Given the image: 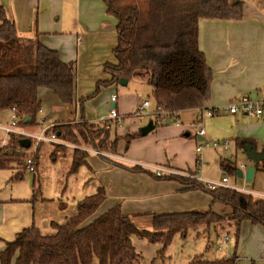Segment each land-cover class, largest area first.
I'll return each mask as SVG.
<instances>
[{"label":"trees","instance_id":"trees-1","mask_svg":"<svg viewBox=\"0 0 264 264\" xmlns=\"http://www.w3.org/2000/svg\"><path fill=\"white\" fill-rule=\"evenodd\" d=\"M102 2L106 12L116 19L117 44L113 48L115 62L103 66L109 79L98 82L94 94H97L102 84L107 86L117 83L121 78H141L152 89L156 120H171L179 112L204 106L211 97L213 73L198 44V21L202 18L239 20L243 3H230L229 0ZM75 80V65L72 61H63L57 50L46 46L36 37L19 35L14 20L7 17L4 8L0 7V112L15 108L22 118L18 124L36 126L41 108L38 90L49 89L63 103L71 104L74 101ZM83 102L81 99L80 103ZM80 119L85 120L83 117ZM106 120L97 122L102 125L107 123L106 127L110 128L113 121L111 144L116 149L120 139L115 134L118 123L114 119ZM72 127L73 122H69L53 125L50 131L55 132L63 142L76 145L70 132ZM73 133L77 140L76 132ZM99 134L104 140L95 143L90 136V148L103 151L101 149H105L104 142L108 134L104 129H100ZM139 135L138 131L123 136L124 149L127 150L131 140ZM9 136L7 144H0V169L20 165L25 155L20 137L15 134ZM186 136L191 134L188 132ZM236 140L238 146H235V157L232 160H219V165L229 174H234L238 169L237 149L243 148L247 142L251 143L247 139ZM86 141L89 143L88 139ZM77 149L74 148L72 154L73 171L81 164L86 165L85 158L89 153L83 149L77 156ZM129 169L138 171L141 168L134 166ZM154 176L159 179L175 178L184 184L178 176ZM18 177L19 174L16 175ZM187 185L203 189L211 196L212 203L220 202L228 207L227 214L233 220L232 228L228 231H232L235 237V248L243 221L248 220L264 227V199L231 188L208 189L196 180ZM187 188L186 185L183 187ZM105 197L104 189L97 186L95 193L78 201L75 215L63 223H52L53 233H43L31 225L16 232L13 239L2 240L0 264H11L14 256L15 264H92L94 257L98 264H135L142 256L132 241L134 235L138 234L150 243L161 244L159 253L164 257L175 234L185 237L188 229L199 232L202 230L200 227L215 228L224 219V215L211 208L205 211L153 213L152 230H140L130 216L122 214L120 205L116 204L86 222ZM206 232L210 234V231ZM238 260L237 255L211 259L197 256L189 264H236Z\"/></svg>","mask_w":264,"mask_h":264},{"label":"crops","instance_id":"crops-1","mask_svg":"<svg viewBox=\"0 0 264 264\" xmlns=\"http://www.w3.org/2000/svg\"><path fill=\"white\" fill-rule=\"evenodd\" d=\"M239 1L243 3V13L239 20L202 18L198 21V44L213 73L211 97L204 105L207 108L225 105L242 94L257 93V96H261L260 91L264 89V0H229L230 3ZM0 7L4 8L7 17L14 20L19 35L38 38L46 46L57 50L63 61H72L75 65L74 101L71 104L63 103L49 89L38 90L41 108L37 121H43L41 126L66 124L81 117L87 121L109 119V112L107 114L104 106L113 103L110 96L117 90L115 88L112 91L110 86L118 84L112 83L105 89L100 87L97 95L94 94L97 83L109 79L103 66L115 62L113 48L117 44L116 19L106 12L102 0H0ZM102 90L106 99L99 98ZM116 96L114 108L118 107L116 109L122 115L128 114L123 104L124 98H118V94ZM81 99L83 103H80ZM141 100L136 103L134 101L131 108L133 105L137 108ZM95 105L100 112L98 118L93 114L95 110H92ZM190 112L196 113V109L177 114V117L184 113L187 116L186 121L180 125L171 124L174 119H171L170 124L166 120L162 124L159 120V124H154L153 130L147 135L132 139L127 150L124 149V140L121 143L119 139L117 148L122 150L118 154L141 164H164L183 175L182 172L187 170L180 167L182 162L192 161L196 157V142L191 130L197 126L205 130V134L199 136L201 141L228 139L236 146V139H247L251 140L256 151L264 150V112L261 118H251L242 113H221L196 118L190 117ZM131 123L128 121L120 130L116 126L115 134L123 138L126 131L138 132L141 125ZM188 132L191 136H186ZM0 144L7 143L1 141ZM208 149L217 152L220 160V150L207 147L202 153ZM85 159L89 173L92 174L90 178L98 182L90 192H95L97 186H100L106 193L100 211H94L86 222L121 203L122 214L130 216L140 230H152L153 213L205 211L212 209L215 203H212L211 196L203 189L190 187L187 185L190 183L183 181L182 184L175 178L159 179L145 166L135 164L141 169L131 171L129 168L134 166L129 162H100L90 153ZM261 161L264 159L257 162L249 160L248 165H245L244 173L248 167H254L249 182L243 177L251 186L237 181L238 185L264 194V163ZM219 167L224 171L223 174L229 177L234 175ZM188 170L195 173L190 168ZM185 185L187 189H183ZM30 210V206H27L23 213L5 220L8 236L0 237L1 242L13 239L16 232L34 225ZM216 211L229 213L228 209L226 212ZM241 227L243 230L241 232L240 228L239 236L245 237V229H248L264 245L263 226L245 220ZM132 241L142 256L135 264H162L165 257L159 253L161 244L150 243L138 234L132 237ZM218 256L223 255L215 251V257ZM237 256L239 260L236 264H252L251 261L264 264L263 251L254 258L244 257L241 260ZM12 260H15V256Z\"/></svg>","mask_w":264,"mask_h":264},{"label":"rangeland","instance_id":"rangeland-1","mask_svg":"<svg viewBox=\"0 0 264 264\" xmlns=\"http://www.w3.org/2000/svg\"><path fill=\"white\" fill-rule=\"evenodd\" d=\"M116 84L118 85L114 84L110 87H112V91H114L116 88L118 98H124L123 104L126 107V111L129 112L128 114L123 115L118 112L122 116V120L117 124V128L119 130L125 127L128 121L132 122L131 124H140V128L148 124L150 121L153 123L155 121L157 122L156 124H159V120H156L157 111L155 109V101L153 99L152 89L143 81V79L132 78L129 80L128 84L124 86L120 85L118 82ZM100 86L102 89L108 87L104 84ZM102 92L103 90L101 91L99 98L103 99L105 97L106 99L107 96H105ZM143 98H148L150 101V106L148 110H146V115L138 112V106L136 108L135 105H133L131 108V105L134 101L136 103ZM104 107L108 114L109 104ZM116 108L118 109V107ZM92 110H95L93 114H95V117L98 118L100 112L98 109H96V105L92 107ZM101 110H103V107ZM194 116L197 118V114L195 112H190V117ZM8 117V111L0 112V123L7 122ZM186 118L187 116L184 113L181 117L173 118L174 120L171 121V124L176 125L178 123L180 125V123H184L186 121ZM192 119L195 120L194 118ZM97 121H100V118L96 121H87L81 120L80 118H74L72 121L73 127L70 128V132L76 145L67 143L71 144L73 147H70L69 145L65 146V144L58 145V143L53 144L45 141L35 145V143L29 139L30 147L23 149L25 155L21 161V164H14L13 167L0 169V237L8 236L5 220L7 218L11 219L17 214L23 213L27 206H30V214L33 219V224L43 233H53V222L63 223L67 218L75 215L78 201L83 199L86 195L95 193L90 192V189L92 187L95 189L94 187L98 184V182L90 178L92 174L89 173L90 170L88 167L85 164H81L75 171L72 170V154L74 148H79L77 149V156H79V154L84 151L83 148L91 147L90 136L91 138H94L95 143H98L101 139L104 140V137L99 134L100 129H104L108 136L107 141L104 142L105 149L101 150L110 155H120L118 153L120 150H122L118 149V146L115 149V146L111 144L114 136L113 121H111L112 123L110 128L106 127L107 123L102 125ZM105 121L108 120L105 119ZM162 124H165L164 121ZM192 125L194 126L195 123ZM197 128L198 126L193 127L191 130L192 137H194L196 142L195 145L201 142V140L195 136V131ZM16 130L26 131L36 135L39 133L40 127L38 125H20ZM73 132H76L78 138L77 140L74 138ZM127 133H131L130 130L125 132V134ZM9 135H6L0 131V142L2 141L4 143H8L10 140ZM22 138L23 137H20V139ZM87 139L89 140V143H87ZM120 140L121 143H123V138H120ZM230 145L234 150L236 149L234 142L231 143L230 141ZM90 154L100 162H106L107 160L112 162H121L118 159L111 157L100 156L93 153ZM196 157L192 161H183L180 167L187 171L182 172L183 175L174 176L181 177V181L185 183H190L192 180H195L191 177V175L194 173L189 171L188 168L192 169L196 173ZM28 159H32L34 161V171H30L26 167V161ZM202 159L204 165L202 166L201 173H196L197 177L219 181L223 176H227V174H223L224 171H221L219 167V158L217 152L211 149L205 150L202 153ZM236 160L240 161L244 165H248L250 159L245 154L243 148H238ZM128 162L133 164V166L135 164L141 165V162H135L127 159L125 163ZM261 162L264 163V161ZM17 174H19L18 178H16ZM234 181H236V183L239 181L240 184H244L245 186H251V184L245 182L243 178L236 179V177L233 175L230 177V184H233ZM105 200L96 209L97 212L100 211L99 208L102 206ZM227 209L228 207L220 202H215L212 207V210L215 212H217L216 210L226 212ZM220 214L224 215V219L219 221L215 228H213V226L207 227L205 229L200 227L202 230L199 232H197L196 229H191L186 232L185 237H182L180 234H175L172 243L166 249L164 255L165 258L162 260V264H189V262L197 256L204 259H211L215 257V251L223 256L226 255L228 257H233L234 253H236V255L241 257V260L244 257L254 258V256L259 254L261 251L264 253V245L261 241L256 240L257 238L252 236L248 229H245V237L242 238V236H239L238 245L235 248V237L233 236L232 231H228L231 230V225L233 223L231 215L227 213ZM242 230L243 228L241 227V232ZM206 231H210V234L208 235ZM217 231L221 232L216 233ZM224 235L228 236L226 243H223ZM216 245L220 246L219 249H217ZM1 247L2 242L0 240V248ZM11 264H15L14 260H12ZM92 264H98L96 257L93 258Z\"/></svg>","mask_w":264,"mask_h":264},{"label":"built area","instance_id":"built-area-1","mask_svg":"<svg viewBox=\"0 0 264 264\" xmlns=\"http://www.w3.org/2000/svg\"><path fill=\"white\" fill-rule=\"evenodd\" d=\"M261 96H257V93H255L254 97H251V94H242L237 96L236 98L230 100L227 104L216 106V107H205L201 106L196 108V114L197 118H202L203 115L210 117L213 115H218L221 113H229V114H237L242 113L245 114L248 117L251 118H261L264 112V89L260 91ZM111 102H116L117 96L116 94H111L110 96ZM150 106V101L148 98H143L141 102L138 104V112L141 114H147L146 110H148ZM109 119H114L117 121V123H120L122 116L118 113L116 108L109 110ZM22 118L18 115V112L15 108H11L9 111V117L8 121L5 123H0V131L2 133L9 135V134H15L23 138H28L32 140L35 145L40 144L41 142H49V143H58V144H65L69 145L70 147H73L71 144L64 143L61 141L58 136L55 134V132L50 131L52 125H46L41 126L43 121L38 122L37 125L40 127L39 133L36 135H33L26 131H18L16 130L17 127L20 126L18 124ZM161 121H164V118L160 119ZM205 134V130L203 127L197 128L195 131V136H203ZM214 148L220 150L219 156L220 158H226L232 160L235 157V150L230 145V141L228 139H216V140H207L206 142L201 141L199 144L197 143L195 145V151L197 153L196 157V173H201L202 166L204 165L203 159H202V151L204 148ZM89 153H93L96 155H102L106 157H111L114 159H118L119 161H127L126 158H124L121 155H110L106 152L91 149V148H83ZM147 168H149L154 175L156 176H174V175H181L180 172L173 170L172 168L161 165V164H141ZM238 169L245 170L246 166L242 164L240 161L237 160ZM26 167L30 171L35 170L34 161L32 159H28L26 161ZM237 172L235 171L234 176L237 178ZM196 173L191 175L193 179H195L197 182L201 183L203 186H205L208 189H216L218 187H224V188H231L240 192L247 193L251 195L254 198L264 199V194L256 192L252 190L251 188H246L244 186H240L234 181L233 184H230V177L223 176L219 181H213L209 179H205L202 177H197ZM228 240V236L224 235L223 243H226ZM217 249H219V245H216Z\"/></svg>","mask_w":264,"mask_h":264},{"label":"water","instance_id":"water-1","mask_svg":"<svg viewBox=\"0 0 264 264\" xmlns=\"http://www.w3.org/2000/svg\"><path fill=\"white\" fill-rule=\"evenodd\" d=\"M127 82H128V80L123 79V78H121L118 81V83L122 86L126 85ZM254 96H255V94H251V97H254ZM114 107H115L114 103H111L109 106L110 109H113ZM26 121H27V118H25V122ZM170 121H171L170 119L166 120L167 123H169ZM153 128H154V123L152 121H150L148 124H146L145 126H143L139 129V133L142 136L147 135L150 131L153 130ZM198 139H200V138L198 137ZM20 145H21V147H23V149H27L30 147V140L28 138H22L20 140ZM243 150L250 160L257 162L261 159H264V150L263 151H256L254 146L249 142L245 143V145L243 146ZM253 173H254V167L253 166L248 167V169L245 173L243 172V170L238 169L237 178H243L244 177V179L247 182H249L252 179Z\"/></svg>","mask_w":264,"mask_h":264}]
</instances>
